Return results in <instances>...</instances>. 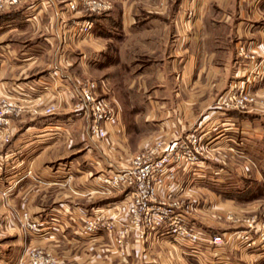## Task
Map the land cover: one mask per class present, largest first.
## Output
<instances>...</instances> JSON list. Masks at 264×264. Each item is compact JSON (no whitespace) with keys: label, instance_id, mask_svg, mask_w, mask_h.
<instances>
[{"label":"crops","instance_id":"crops-1","mask_svg":"<svg viewBox=\"0 0 264 264\" xmlns=\"http://www.w3.org/2000/svg\"><path fill=\"white\" fill-rule=\"evenodd\" d=\"M55 1L61 8L63 35L56 33L51 0H17L0 11V98L16 101L21 113L12 118L10 139L0 141L1 175L7 181L4 189L9 188L5 199L1 196V209H10L7 218L16 221L27 211L46 228L43 235L25 240L20 232L13 234L14 245L43 247L51 264H200L196 257L201 253L204 261L226 264L225 259L231 260L230 239L213 248L193 249L180 246L158 227L142 235L132 230L119 244L114 233L88 236L72 221L94 211L125 221L123 204L129 190L107 188L100 176L111 167L128 165L133 154L156 141L194 135L203 146L199 176L216 162L217 172L229 167L246 174L253 169L260 184L264 0H97L103 7L97 3L99 9L89 0H74L72 9L71 0ZM83 20L92 21L93 27L87 36L75 37L76 25ZM23 21L29 23L24 29L17 25ZM26 32L28 42L20 36ZM240 39L247 53L241 58L234 54ZM134 48L143 50L150 61H133L136 51L129 50ZM148 50L157 51V61L151 60ZM115 78L127 82L131 99L129 89H138L145 104L133 101L127 113L112 83ZM153 79L160 88H147ZM86 80L96 81L95 95L114 108L105 136L91 132L90 118L79 105L78 88ZM243 80L249 82L253 96L247 109L223 104L222 98ZM15 85L25 86L29 94L16 93ZM49 105L54 108L46 112ZM74 139L82 153L70 158L66 147ZM233 160L238 163L232 166ZM254 161L261 165L253 168ZM195 175L192 168L168 170L170 186L159 190V199L178 201L196 226L224 237L244 229L245 217L264 221L263 196L247 200L221 196L196 181ZM228 210L236 220L225 218ZM57 220H62L60 229ZM250 251L248 264H254V250ZM23 253L22 248L0 249V264H15ZM256 253V263L264 264V246Z\"/></svg>","mask_w":264,"mask_h":264},{"label":"built area","instance_id":"built-area-1","mask_svg":"<svg viewBox=\"0 0 264 264\" xmlns=\"http://www.w3.org/2000/svg\"><path fill=\"white\" fill-rule=\"evenodd\" d=\"M17 0H0V11L8 5L16 3ZM56 17V29L59 34L64 33V25L61 18V8L55 0H51ZM69 7L75 8V1L68 2ZM95 9L103 8L102 4L93 2ZM99 5V8L97 7ZM80 26V27H79ZM77 28L78 31L90 32L93 22L83 20ZM235 53L238 57L247 56L246 44L239 40ZM97 82L86 80L78 88L79 105L86 109L90 118L89 128L92 133L105 136L106 123L115 117L114 108L106 98L95 95ZM236 89L229 92L222 98V103L239 109L246 110L248 104L252 102L253 96L249 90V82L243 80L236 85ZM13 90L23 96L29 93L25 86L15 85ZM53 105L45 107L46 112L53 110ZM20 107L16 101L0 98V141H8L11 137L9 125L11 115L19 113ZM203 146L200 140L191 135L187 138H177L168 142L156 141L150 146L136 152L131 157L128 165L120 168H110L102 171L100 180L102 185L110 189L127 188L129 190L123 204V216L126 220H119L118 215L105 214L101 211H94L84 216L77 227L88 236L96 235L102 231L114 233L117 243H122L123 239L132 231L139 230L140 235L148 229L164 227L172 238L180 246L191 247L193 249L201 246H220L229 240V236L224 237L219 233H206L196 226L182 210L178 201H166L159 199L160 189L170 186L167 182V171L179 168L196 169L201 164L199 155ZM26 218L24 225L33 236L39 235L42 226L35 220ZM225 218L236 220V215L232 211H227ZM245 228L237 231L232 237H237L240 244H254V236L250 231L264 227V221L258 222L253 216L243 218ZM121 222V223H120ZM120 223V224H119ZM261 238H264V228L259 231ZM208 260V259H207ZM52 258L40 247H27L24 253L16 260L15 264H51Z\"/></svg>","mask_w":264,"mask_h":264},{"label":"rangeland","instance_id":"rangeland-1","mask_svg":"<svg viewBox=\"0 0 264 264\" xmlns=\"http://www.w3.org/2000/svg\"><path fill=\"white\" fill-rule=\"evenodd\" d=\"M89 1L92 4L93 2H95L97 0H89ZM188 13H189V11H188ZM190 15H191V11H190ZM136 24L137 23L133 24V27H137ZM17 25H21V27L19 26V28L24 29V28L29 26V23L27 21H23L21 24H17ZM76 26H79V25H76ZM78 30L79 29L77 28L76 31L73 32V35L75 37H85L88 35V32L86 33L85 31H78ZM56 33L58 35H63V33L59 34L58 31H56ZM14 36L18 37V35H14ZM20 36L22 38H24L23 41H27V38H26L27 32L24 34H20ZM129 51H131V52L136 51L134 53V56L132 57L133 61L134 60L138 61V62L139 61L146 62L148 60L150 61V59L145 58L146 54H143L144 53L143 50H140L139 48H136V49L134 48V49L129 50ZM148 53H149L151 60H154V61L158 60V54H157L156 50H150V51L148 50ZM234 54H235V50H234ZM136 56L138 58H135ZM94 62H97V60L94 59ZM112 83L116 88L117 96H119L120 100L123 102V104L125 106H127L126 107L127 113L130 112L129 110L132 107V105L130 106V104H132L133 101H135V103L137 102L136 103L137 105H138L139 100H140L141 104H145V98L144 97L141 98V96L137 95L139 93V90L136 88L129 89L131 92V95H132V99H131V97H129V95H128L129 91H128V89H126L127 82H125L124 80L115 78V80H113ZM147 83H148L147 88H149V89L161 87L159 84L160 82L157 80H154V79L151 80L150 82H147ZM138 84L139 83H136L135 86H138ZM232 91H234V90H231L230 92H232ZM134 94H136V95L133 96ZM19 114H21V113L12 114L11 115V121H12V118L16 117ZM128 118L131 121V115L130 114H128ZM8 125H9L10 135L12 136V130L10 128V124H8ZM142 131H143L142 132L143 134H146L151 130H142ZM135 132H137V131H135ZM138 135L139 134H136V136H138ZM134 136H135V134H133V136H132L133 138L130 140V142H131L130 145L132 148L135 147ZM74 140H75V143L73 145H71V146L69 145L66 147V151H67L66 155H67V157H70V158L82 153V149L80 148L81 144L77 142L78 139H74ZM62 149H63V147H62ZM255 158L256 157H254V159ZM57 162H53V163L56 164ZM234 162L238 163L237 161L233 160L232 166H233ZM215 165H217L216 162L215 163L211 162L210 166L204 167L205 173L202 176L198 175V172H199L198 170L201 167L200 166L196 167L195 174H197L198 176L195 175L196 176L195 180L198 181L200 184L207 186L212 191H214L216 193H220L221 196H227V197L228 196H230V197L235 196L236 198L243 199V200L249 199L252 195H254L255 197L256 196H261V197L263 196L264 197V176H263V178H261L260 184H258V182L260 181V178H259V176L253 177V175H252L253 169L249 172L247 171L246 174H241V173L236 174L229 167L227 168V170L225 172H217L214 170L216 167ZM260 165H261L260 162L254 161V167L253 168H257ZM1 167H2V165L0 164V202H2L1 196L4 197V199H5V197L7 196L6 192L9 190V188L4 189L5 185L7 184V181L5 180L6 178L2 177V175H1V172H2ZM111 168H113V167H111ZM202 168H203V166H202ZM261 199H263V198H261ZM255 203L256 202H254V205H255ZM258 209L262 210V209H260V207H258ZM10 213H11V210L10 209L8 210V208L6 206L4 207V209H1V204H0V220H4L2 223L0 222V249L14 248L17 250L19 248H22V251L24 252L27 247H25L24 245H21L22 242L18 243V245H14L15 243L13 240L15 239V237L13 236V234L15 235V234H18L20 232V234L23 236L24 240H25V238H28V236H30V235L33 236L32 234H30L28 232V230L26 229V227L23 223L26 220V218L24 217L25 214L28 218H30V217L28 215V212L26 211V212L22 213V215H21L22 219L21 220H17V221L16 220H8L7 216H8V214L10 215ZM89 214H91V213H89ZM87 215H85V216H87ZM1 217H2V219H1ZM31 220H33V219H31ZM80 220H82V218ZM80 220H73L72 222H74V225H76V223L77 222L79 223ZM59 221L62 222V220H57L58 225H56V226L60 229L59 224H61V222H59ZM75 227H77V225ZM260 228L261 229H256L254 227V244L253 245L251 243L250 244H244V243L240 244L237 237H230L229 239H230L232 245L229 247L230 251H228V256H229L228 258L231 260L225 259L227 261V263L226 262H224V263L234 264L237 262L236 264H248L249 261L247 259V255H248V253L251 252L250 250L253 249L254 250V264H258V263H256L259 260V259H256L257 258L256 252L258 251L260 245L262 247L264 246V238H261L260 233H259V231L262 230L264 227H260ZM17 230H19V231H17ZM45 230H46L45 226H42L40 234L36 235V236L43 235L45 233ZM102 232H104V231H102ZM100 233H98V234H100ZM233 234H236V231ZM233 234H232V236H233ZM36 247H38V246H36ZM40 248H43V247H40ZM209 258L212 259L211 257H209ZM196 259L199 261L200 264H222L221 263L222 261L221 262H219V261L217 262L216 260H215V262H210L208 260L204 261L205 258L202 255V253L199 256H197Z\"/></svg>","mask_w":264,"mask_h":264}]
</instances>
